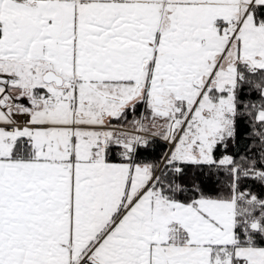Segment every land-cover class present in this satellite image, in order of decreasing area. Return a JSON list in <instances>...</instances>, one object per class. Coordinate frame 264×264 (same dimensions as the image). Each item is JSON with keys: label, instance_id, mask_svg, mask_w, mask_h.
I'll return each mask as SVG.
<instances>
[{"label": "snow or ice", "instance_id": "1", "mask_svg": "<svg viewBox=\"0 0 264 264\" xmlns=\"http://www.w3.org/2000/svg\"><path fill=\"white\" fill-rule=\"evenodd\" d=\"M0 264H264V0H0Z\"/></svg>", "mask_w": 264, "mask_h": 264}]
</instances>
